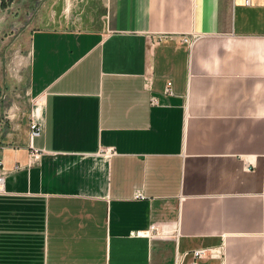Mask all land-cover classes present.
Masks as SVG:
<instances>
[{
    "label": "crops",
    "instance_id": "obj_1",
    "mask_svg": "<svg viewBox=\"0 0 264 264\" xmlns=\"http://www.w3.org/2000/svg\"><path fill=\"white\" fill-rule=\"evenodd\" d=\"M46 6L0 16V264H264V0Z\"/></svg>",
    "mask_w": 264,
    "mask_h": 264
},
{
    "label": "rangeland",
    "instance_id": "obj_2",
    "mask_svg": "<svg viewBox=\"0 0 264 264\" xmlns=\"http://www.w3.org/2000/svg\"><path fill=\"white\" fill-rule=\"evenodd\" d=\"M46 0H0V16L2 18H7L6 15H12V17H16L18 13L22 14V21L26 18H28L29 23H33L34 25L40 24L42 25L44 22L41 19V14L43 15L46 13ZM40 17V18H39ZM9 32V31H8ZM8 32L4 33L3 36H6ZM6 108H9L12 106L6 105ZM17 111V110H16ZM15 111V112H16ZM18 112V111H17ZM12 117L21 120V122L26 121L25 117L16 115ZM3 113L0 115V122L2 124V121L4 122L6 119L8 120V113H5V117L2 116ZM31 120V117L29 119V122Z\"/></svg>",
    "mask_w": 264,
    "mask_h": 264
},
{
    "label": "built area",
    "instance_id": "obj_3",
    "mask_svg": "<svg viewBox=\"0 0 264 264\" xmlns=\"http://www.w3.org/2000/svg\"><path fill=\"white\" fill-rule=\"evenodd\" d=\"M194 39L190 40V39L185 37V38H183V42L193 44ZM170 86H171V82L168 81L166 83V89H165L166 93L170 92ZM151 102L156 103V99L154 97H152ZM29 127H30V137L38 136L40 134L41 127H40L37 120L31 118ZM1 149H2V145L0 143V152H1ZM33 152L35 153V155H37L39 153V151L34 149V148H33ZM98 153L100 155L106 157V158H109L114 153V149H113V147L108 146V147L100 148ZM6 171L7 170L4 168L3 159H2L1 154H0V192H3V190H4V181H5ZM142 197L143 196L140 193L136 194V198H142ZM151 229L153 231L156 230L154 225L151 226ZM216 252L217 251L213 248L205 247V248H198L196 250H193L192 255L196 259V258H201L202 256H206V255H212L213 256L216 254Z\"/></svg>",
    "mask_w": 264,
    "mask_h": 264
}]
</instances>
